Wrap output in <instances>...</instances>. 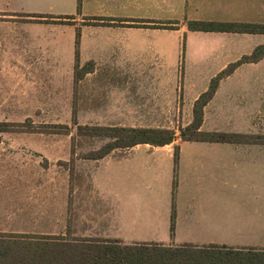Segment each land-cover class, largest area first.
<instances>
[{
    "label": "rangeland",
    "instance_id": "1",
    "mask_svg": "<svg viewBox=\"0 0 264 264\" xmlns=\"http://www.w3.org/2000/svg\"><path fill=\"white\" fill-rule=\"evenodd\" d=\"M22 1L23 4L16 6L20 10L55 9L49 0H37L33 4ZM143 7L147 13L161 17L181 14L179 6ZM64 8L68 14H75L74 24L64 23V28H70L71 32L84 25L85 15L77 13V0L66 1ZM135 8L139 10L133 13L142 9ZM86 9L92 15L121 10L116 5L94 2ZM2 42L5 48H0V122L9 125L7 130L0 131V232L56 234L69 239H108L122 244L147 243L173 248L210 245L175 242L174 228H167V219L158 211L160 192L136 186L129 191L133 211L123 228L129 241L125 242L115 226L118 223L112 221L115 211L109 195H99L93 187V173L99 160L131 147H118L104 157L92 158L109 138L81 128L87 125L166 127L174 129L176 140L181 141L180 128L192 122L194 102L191 105L189 100L185 101L179 62L172 68L166 66L157 82L158 70L145 66L153 60L151 51L155 48H135V55L128 59L133 69L109 68V55L99 61L80 59V66L90 62L86 68L91 71L77 79L74 39L70 41L67 59V48H45L46 42L55 47L56 38L43 35L42 48L36 49L32 67L18 59L20 54L14 53L15 48L6 46H12V39L3 37ZM187 62L191 93L201 87L205 78L200 75L211 70L188 55V60L184 58V71ZM221 96L222 93L217 101L204 107L201 129L236 132L227 131L233 126L229 122L236 124L237 117L223 115ZM236 96L235 93V99ZM258 134L264 140V133ZM255 135L246 134L244 139H253ZM103 180L109 185L108 172ZM149 203L153 204L152 208L144 206ZM186 231L189 241L212 242L223 236L220 229L194 227ZM190 254L197 255L193 251Z\"/></svg>",
    "mask_w": 264,
    "mask_h": 264
},
{
    "label": "crops",
    "instance_id": "2",
    "mask_svg": "<svg viewBox=\"0 0 264 264\" xmlns=\"http://www.w3.org/2000/svg\"><path fill=\"white\" fill-rule=\"evenodd\" d=\"M26 1L30 4L37 2ZM49 1L55 9L20 10L16 6L23 4L22 0H0V48H5L3 37L12 39V46H6L15 48L14 53L20 54L18 59L29 67L37 56L36 49L42 48L40 38L43 35L56 38L55 47L46 42L45 48H67V59L70 41L74 39L75 44V29L69 32L70 28H64V23L38 22L34 20L35 16L27 15L68 14L64 8L68 0ZM93 2L121 8L97 15L179 21L174 24L175 28L84 24L80 26V59L99 61L109 55V68L133 69L134 65L128 59L135 55V48H155L151 51L153 60L145 66L158 70L155 77L159 82L166 66L172 68L179 62L181 73V57L185 48L187 60L189 55L203 68L211 70L200 75L205 78L201 87L189 93L188 62L185 65L184 95L185 101L189 100L191 105L209 88L212 78L221 70L264 44L263 32L191 30L187 26V19L264 23V0H82L81 14L92 15L86 7ZM149 5L179 6L181 14L178 12L168 17L149 14L143 7ZM135 6L142 7L139 13H133L135 9L139 10ZM221 93L223 115L237 117L236 124L229 122L233 126L227 131L264 133V56L256 62L240 64L221 79L207 106L217 101ZM176 146H179V163L175 170ZM106 172L110 178L109 185L103 180ZM175 173L177 185L173 195ZM93 175L95 191L110 197L115 211L112 221L118 223L115 226L125 242L129 241H126L123 228L129 219L128 214L133 211L129 191L136 186L149 190L155 188L160 192L162 200L158 211L167 219V228H174L173 239L177 243L264 248V140H175L165 145L139 143L123 153L99 160ZM144 206L152 208L153 204ZM194 227L220 229L222 239L189 241L186 230Z\"/></svg>",
    "mask_w": 264,
    "mask_h": 264
},
{
    "label": "trees",
    "instance_id": "3",
    "mask_svg": "<svg viewBox=\"0 0 264 264\" xmlns=\"http://www.w3.org/2000/svg\"><path fill=\"white\" fill-rule=\"evenodd\" d=\"M77 13H82V0H78ZM36 17L57 18L52 20L59 23L74 24L75 14H27ZM84 24H107L175 28L179 21H159L148 18H116L104 15H89L84 17ZM46 21L51 20H38ZM123 21H128L126 24ZM172 23V24H170ZM187 26L191 30H217L237 32H263L264 23H250L237 21H214L187 19ZM80 26L76 28L75 59L76 78H82L91 68H86L90 62L80 66ZM264 56V44L257 46L251 54H245L240 59L229 64L212 78L209 88L202 92L193 106V120L187 126L180 128L182 140L208 141H241L246 140V134L239 132L207 131L202 130L204 121V107L213 98L221 79L232 73L240 64L256 62ZM185 48L181 57V77L184 76ZM8 123L0 122V131L8 129ZM88 128L93 135L108 137L109 140L100 152L93 153L92 158H101L118 147H132L139 143L165 145L176 140L174 129L166 127L148 126H108L93 125L81 126ZM261 134L253 137L263 140ZM179 146L175 151V170L179 163ZM177 185L176 173L173 183V195ZM174 201V198H173ZM175 204L173 202V215ZM0 232V264H264V249L229 248L225 244H210L203 247L183 246L169 247L154 244H122L118 240L66 238L56 234H29ZM196 252L192 256L190 252ZM199 256V257H198Z\"/></svg>",
    "mask_w": 264,
    "mask_h": 264
}]
</instances>
